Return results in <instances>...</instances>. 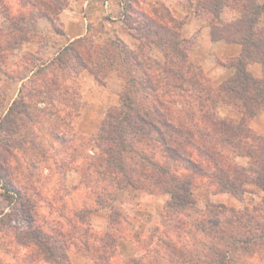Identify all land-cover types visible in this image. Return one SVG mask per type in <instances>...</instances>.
<instances>
[{"label": "trees", "instance_id": "16d2710c", "mask_svg": "<svg viewBox=\"0 0 264 264\" xmlns=\"http://www.w3.org/2000/svg\"><path fill=\"white\" fill-rule=\"evenodd\" d=\"M122 1L124 21L138 40L135 48L119 38L104 44H84L88 40L85 35L69 42L52 60L38 67L40 70L58 63L67 76V60L73 59L101 84H105L108 73L117 71L124 86L119 105L107 111L97 132L77 138L79 148L85 149L80 154L81 182L90 189L93 203L74 209L69 216L60 214L66 223L59 221L51 226L52 234L35 225L23 237L35 243L44 257L56 262H68L72 247L95 264H110L122 235L113 226L121 218L118 211H113V200L119 190L130 186L168 194L162 218L165 230L158 234V242L168 253L166 263L233 264L240 253L252 256L259 252L264 256V196L252 208L236 210L210 203L199 213L191 191L195 180L204 177L214 193H229L241 199L250 185L264 193V134L248 125V120L264 108V25H260L264 1L204 0L195 8V13L202 11L208 19L213 40L240 45L239 54L223 62L234 72L217 84L202 66L190 61L191 43L181 37L183 20L176 19L168 9L165 13L154 10L150 15L134 8L132 0ZM47 2L26 0L24 4L34 8L10 19L11 31L32 29L33 17L41 16L54 21L57 29L56 15L68 1L54 8ZM224 7L238 11L237 18L223 21ZM153 46L162 50L161 60L151 55ZM63 55L68 56L66 61ZM254 63L260 65V75L249 70ZM31 77L27 79L30 82ZM44 92H49V100L60 110L61 105L71 110L79 106V102H71L68 91L55 78ZM17 104L12 103L3 119L12 122ZM219 104L234 107L239 119L219 117ZM237 156L249 157L252 166L239 165ZM71 159L75 161L76 156ZM6 190L21 197L18 189ZM108 206L109 229L99 233L90 225V213ZM192 214H198V218L191 219L190 225L180 217L190 219ZM184 234L204 236L202 259L188 257L184 246L176 247ZM156 252L150 248L123 264H160L153 256Z\"/></svg>", "mask_w": 264, "mask_h": 264}, {"label": "rangeland", "instance_id": "374dc122", "mask_svg": "<svg viewBox=\"0 0 264 264\" xmlns=\"http://www.w3.org/2000/svg\"><path fill=\"white\" fill-rule=\"evenodd\" d=\"M65 1L69 0H48L47 3L54 8ZM177 1L187 10L195 12V8L200 7L204 0ZM262 1L264 0L259 2ZM25 2L26 0H0V264H69V259L68 262L64 260L56 262L47 255L44 257L37 245L27 242L23 235L35 225L43 226L48 234H52L51 226L60 222L66 223L65 219L61 220L60 214L69 216L74 209L93 203L90 189L81 182L80 154H83L85 149L79 148L77 138L78 135L95 134L107 111L119 105V93L124 86V80L117 71L113 70L108 73L105 84H101L75 60H67V55L62 57L69 62L66 68L68 77L65 76L66 73L63 74V70L60 71L61 67H57L58 63L38 70L41 62H48L56 56H54L56 48L51 36L48 41V35L38 32L37 22L40 17H33V30L31 27H26V31H11L10 19L34 8L24 4ZM134 3V8H140L150 15L154 10L156 13L158 11L165 13V9H168L171 13L167 5L158 1L135 0ZM196 14L205 16L202 11ZM237 16L238 11L229 7H224L221 12V19L225 22L232 21ZM55 23L59 31L58 15H56ZM260 25H264V15L261 17ZM87 37L88 40L84 44L90 42L104 44L116 38L104 34L102 24L93 25ZM137 44L138 42L136 46ZM152 53L155 54L152 55L154 58L156 56L163 58L160 47H154ZM198 53L204 54V52ZM229 59L217 57V62L223 64V62H229ZM190 61H192L191 58ZM258 73L260 74L256 72ZM28 77L32 78L31 82L27 80ZM54 78L61 88L68 91L71 102L73 100L79 102L78 108L71 110L67 108L68 106L61 105L63 110H60L57 104L49 100V92L44 91L49 90V84ZM114 100L119 103L113 105ZM14 101L18 104L12 112V122H8V119L3 118ZM235 110L234 107L226 104H219L216 108L219 117L232 121L239 119L234 115ZM249 122L250 119L248 125ZM88 127L93 128L90 130ZM64 139L65 142H63ZM72 156H76L75 161L70 160ZM235 161L239 165L252 166L250 158H235ZM6 188L20 190L21 197L16 198L14 193L7 191ZM191 191L196 202L195 208L199 213H203L210 203L221 204L236 210L252 208L260 204L264 196V193L253 185L248 187L241 199L229 193H214L204 177L195 180ZM145 192L160 200L158 206L148 205L149 208L155 207V215L152 216L150 212L144 215L142 210L120 206L118 194H116L113 200V211H118L121 218L113 226L122 232L121 236H125L131 222L128 219L129 213L135 215H137L136 212L141 213L147 220V225L142 227V233L138 235V241L134 246L135 254L130 257L141 256L146 250L154 248L157 250L156 254H153L154 258L158 259L160 264H170L166 263L168 253L158 242V234L165 230L162 218L168 194ZM107 209L110 212L109 206ZM197 216L198 214H192L190 219L180 217L190 225L191 219ZM114 228L112 231L116 232ZM205 241L201 234L197 237L184 234L181 240L176 241V247L184 246L188 257L202 259ZM73 249L69 247L68 251ZM175 256L177 254L174 258ZM130 257H120L117 251L110 264H123L124 260ZM235 258L236 261L233 264H264V256L259 252L252 256L240 253ZM172 264L187 263L178 261Z\"/></svg>", "mask_w": 264, "mask_h": 264}, {"label": "crops", "instance_id": "0c3cea01", "mask_svg": "<svg viewBox=\"0 0 264 264\" xmlns=\"http://www.w3.org/2000/svg\"><path fill=\"white\" fill-rule=\"evenodd\" d=\"M134 1L133 4H135ZM146 1L164 3L171 10V13L176 19L183 20L181 37L189 40L191 43L190 58L193 62L200 64L204 72L210 76L215 83L225 80L234 72L232 67L217 62V57L233 58L237 56L240 52V45L224 40H213L210 36V24L205 16L187 10L177 0ZM122 7V0H69L67 5L58 13L60 30L58 31L55 29L53 23H51L47 17H40L37 22L38 32H43L46 36L48 35V41L50 40V36L54 39L56 48L54 56L69 42L87 35L91 27L97 24L103 25L104 34L119 38L129 47L133 48L138 41L130 33L124 21ZM154 47L156 46L152 47L151 55H155L152 53ZM198 52H204V54L202 55ZM156 57L155 58L158 60L162 59L161 56ZM248 68L252 73L255 72V75L259 74H256V72H260V65L258 63L251 64ZM118 103L117 100L113 101V105H117ZM234 115L236 118L240 116L236 110ZM249 126L256 133L264 134V108L250 119ZM92 128L93 127H88L90 130ZM78 129H80L79 126ZM236 158L249 157L237 156ZM118 202L122 207H129L130 209L133 207V209L142 210L143 213H145L144 215L150 212L153 216L155 215V207L149 208L148 205H159L160 200L145 191L133 187H126L118 192ZM135 211L136 210H134V212ZM136 213L137 215L129 213L130 216H128V219L131 222L126 231L127 235L121 236L118 241L117 251L120 257H130L135 254L134 246L138 241L137 237L142 233V227L147 225V220H145L143 215L138 212ZM108 214L109 210L107 208L100 207L93 210L89 219L91 227L99 232L107 231L109 229ZM69 264L95 263L83 252L73 249L69 252Z\"/></svg>", "mask_w": 264, "mask_h": 264}]
</instances>
